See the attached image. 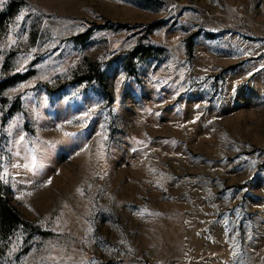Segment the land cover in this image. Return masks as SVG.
I'll list each match as a JSON object with an SVG mask.
<instances>
[{
  "label": "rangeland",
  "instance_id": "1",
  "mask_svg": "<svg viewBox=\"0 0 264 264\" xmlns=\"http://www.w3.org/2000/svg\"><path fill=\"white\" fill-rule=\"evenodd\" d=\"M0 156V264H264V0H0Z\"/></svg>",
  "mask_w": 264,
  "mask_h": 264
},
{
  "label": "snow or ice",
  "instance_id": "2",
  "mask_svg": "<svg viewBox=\"0 0 264 264\" xmlns=\"http://www.w3.org/2000/svg\"><path fill=\"white\" fill-rule=\"evenodd\" d=\"M23 17V13H21V16L18 17V19H22ZM11 43H15L14 40H10ZM35 51V50H33ZM199 107V106H197ZM91 111H94V109H90L88 112H85L82 116L78 117L79 120L83 121L85 120V118H90V113ZM69 123H72L71 121H69ZM15 126V125H13ZM102 128L104 127L103 125L101 126ZM9 135H11V127L9 128ZM65 135H70L69 133H65ZM97 135H101V133H97ZM33 144H35V141H32ZM41 143H46V142H41ZM16 144L25 146V137L24 136H20L19 140L16 141ZM31 155H30V159L29 157H24L25 160H27L28 162L26 163H12L11 167L14 169H20L23 168L28 172H32L34 175L36 174V172L43 167L42 163L38 162V157L35 154V148L30 150ZM15 155L17 157L20 156V152H16ZM4 157L0 156V161H3ZM252 164H255V161L252 162ZM0 169H3L2 171H0V182H3L5 184L9 183V168L8 165L4 164V163H0ZM12 180H15V176L11 177ZM50 183V181H49ZM31 193H28V195H30ZM22 196H18L17 199H21ZM91 231V229H90ZM15 249H13L14 251ZM233 255H236V253L234 252ZM93 264H95V262H93Z\"/></svg>",
  "mask_w": 264,
  "mask_h": 264
},
{
  "label": "trees",
  "instance_id": "3",
  "mask_svg": "<svg viewBox=\"0 0 264 264\" xmlns=\"http://www.w3.org/2000/svg\"><path fill=\"white\" fill-rule=\"evenodd\" d=\"M14 8H15V3L12 2L9 6V11L12 12ZM122 26L124 27L125 25H122ZM161 26H162L161 22H155L150 25V30L148 32H150L151 30L158 29ZM190 46L192 48V45ZM191 48H190V51H191ZM136 52H141L142 54L149 53L148 55L145 56V58L147 59L153 58L155 56L151 48L138 47L136 49ZM157 52H160V50H157ZM91 72L93 74V77L95 78L96 77L101 78L103 76L100 64L93 65ZM19 222H20V219L10 207L9 201L5 199L2 202H0V229L4 231L5 227L10 228V226H16Z\"/></svg>",
  "mask_w": 264,
  "mask_h": 264
}]
</instances>
